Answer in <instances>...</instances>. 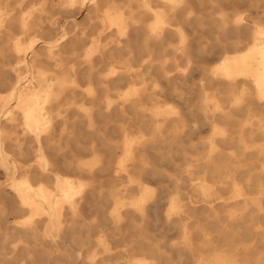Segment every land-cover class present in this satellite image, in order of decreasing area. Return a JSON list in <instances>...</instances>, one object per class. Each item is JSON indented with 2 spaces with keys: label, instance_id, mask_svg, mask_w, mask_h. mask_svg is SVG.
I'll list each match as a JSON object with an SVG mask.
<instances>
[{
  "label": "bare ground",
  "instance_id": "obj_1",
  "mask_svg": "<svg viewBox=\"0 0 264 264\" xmlns=\"http://www.w3.org/2000/svg\"><path fill=\"white\" fill-rule=\"evenodd\" d=\"M155 1L0 0V263L264 264V0Z\"/></svg>",
  "mask_w": 264,
  "mask_h": 264
},
{
  "label": "rangeland",
  "instance_id": "obj_2",
  "mask_svg": "<svg viewBox=\"0 0 264 264\" xmlns=\"http://www.w3.org/2000/svg\"><path fill=\"white\" fill-rule=\"evenodd\" d=\"M35 1V2H34ZM38 0H26L23 8L24 9H30L31 6H33ZM105 1H102V3L100 4L101 7L104 5ZM11 3H15V0H11ZM34 3V4H33ZM165 0H159V1H155L154 2V6L157 8V9H160V8H165ZM104 7V6H103ZM197 8V11L199 13H205V17H204V20H208V19H211L210 16L206 15L207 12L209 13L212 9L211 8H201L199 5L196 6ZM90 13V8L88 7H85L83 8L80 12H68V13H64L66 15H64L63 13L62 14H59L57 15L59 18H60V21L59 23H62L66 25L67 23V26H70L72 24H77V26L75 27L77 31H80L81 29H85L88 31V33L91 35V34H97L98 31H99V25H98V19H94V20H89V16H86ZM101 11H98L97 15H101ZM73 14V15H72ZM69 15V16H68ZM218 14H215L214 16H217ZM71 16V17H70ZM83 16V17H82ZM66 17V18H65ZM82 17V18H81ZM142 19H143V22L145 24H148L151 22L152 20V16L151 14L149 13H145L143 14L142 16ZM210 17V18H209ZM71 18V19H69ZM81 18V19H80ZM74 19V20H73ZM66 20H70V21H67ZM76 20V21H75ZM78 20V21H77ZM87 21V22H86ZM86 22V23H85ZM91 25H90V24ZM93 24V25H92ZM98 26V27H97ZM206 26V30L205 31H202L199 33V35L203 34L204 36H206L207 39H204L203 40L206 42H213L215 40L216 37H222L221 36V31H216V30H211L210 28V25H205ZM80 27V28H79ZM90 30V31H89ZM20 30L17 29V35L20 34ZM172 42L174 44L177 43V39L172 37L171 38ZM210 40V41H209ZM199 44V43H197ZM172 46L169 47V49H172L171 48ZM206 47V46H205ZM207 48V47H206ZM219 50V48H212L211 52L209 54H206L205 56L208 57V56H212V54H214L215 52H217ZM14 77V76H12ZM26 79L24 78V80L22 79L21 82H25ZM1 90V89H0ZM170 103L174 104L175 102L174 101H171ZM175 160V159H174ZM174 160H161L159 162V165H158V169L161 170L162 173L165 174L164 177H162V179H164L165 181L163 182V184L165 185H168L170 182V179L172 177H175L177 176V174H179V163L178 161L175 160V163H174ZM150 180H153V179H150ZM152 184L153 185H156L157 182L156 181H152ZM172 189L174 190L172 184L170 187H167L166 190H165V194H166V198H165V202L168 200V197L169 196H172V195H175V191H172ZM224 195L226 196H229L231 194V192L229 190H225L223 191ZM194 197L196 200L198 201H201L203 200V197L202 195L200 194L199 190H196L194 191ZM168 209V204L165 203L163 205V208H161V214L162 216H164V213L166 212V210ZM91 211V212H90ZM86 217L92 219L94 216H96V212L94 209H91V210H86ZM90 213V214H89ZM94 215V216H93ZM198 217H201L204 215L203 212H198ZM11 216V217H10ZM10 216H8V219H9V224L11 225H17V221H23L24 219H26V217L28 216V214H26L25 216L21 217V218H17L15 215H12L10 214ZM92 216V217H91ZM99 216H101L99 214ZM15 217V218H14ZM153 217V218H152ZM154 219V220H153ZM15 220V221H14ZM12 221V222H11ZM154 221V222H153ZM15 222V223H14ZM156 222V223H155ZM149 225V227H148ZM7 227V226H6ZM147 227H148V230L150 232L151 235H153V239L156 238V241L158 240V242H161L164 247L162 249L166 250L167 253L169 254V251L166 249L168 248V246L170 244H174V243H178L181 241L182 237H181V233L178 232L176 229L174 230V228H169L167 223L164 222L163 218H161V220H158L155 218V216H151L150 217V220L147 224ZM195 229V228H194ZM153 231V232H152ZM196 243L197 244H200V239H198V237H196L195 239ZM1 247V246H0ZM9 247L10 245L7 247V251L9 250ZM91 248L88 249V246L85 247L86 249V252L85 253H82V251H77L78 253H80V261L81 263L80 264H88L90 262L89 258L87 257L88 254H93L95 253L97 250H99V246H96V245H92L90 246ZM88 253V254H87ZM12 254H9V256H11ZM100 255V254H99ZM85 258V260H84ZM184 258V262L185 264H193V257L190 255V254H186L183 256ZM87 262V263H86ZM13 264V263H10L8 262L7 260L4 261L3 263H0V264Z\"/></svg>",
  "mask_w": 264,
  "mask_h": 264
}]
</instances>
